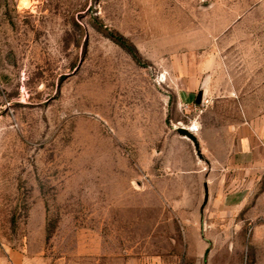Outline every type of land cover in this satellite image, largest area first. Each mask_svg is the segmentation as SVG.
Listing matches in <instances>:
<instances>
[{
  "label": "rangeland",
  "instance_id": "374dc122",
  "mask_svg": "<svg viewBox=\"0 0 264 264\" xmlns=\"http://www.w3.org/2000/svg\"><path fill=\"white\" fill-rule=\"evenodd\" d=\"M255 130L264 0H0V264H264Z\"/></svg>",
  "mask_w": 264,
  "mask_h": 264
},
{
  "label": "crops",
  "instance_id": "0c3cea01",
  "mask_svg": "<svg viewBox=\"0 0 264 264\" xmlns=\"http://www.w3.org/2000/svg\"><path fill=\"white\" fill-rule=\"evenodd\" d=\"M256 131L255 134L243 135L241 138V147L243 152L248 153L247 157H250L253 170L264 169V134H258Z\"/></svg>",
  "mask_w": 264,
  "mask_h": 264
},
{
  "label": "water",
  "instance_id": "95a60500",
  "mask_svg": "<svg viewBox=\"0 0 264 264\" xmlns=\"http://www.w3.org/2000/svg\"><path fill=\"white\" fill-rule=\"evenodd\" d=\"M203 99H204V91H201L196 98V104L199 106L202 105ZM177 131L181 137H186L187 139H189L193 143L195 150L197 152V155L200 158H202V151H201L200 141H199L198 137L184 127L178 128ZM205 189H206L205 200H204V203H203L202 208H201L202 226H203V220H204V209L207 206L208 199H209V193H208L207 185L205 186Z\"/></svg>",
  "mask_w": 264,
  "mask_h": 264
},
{
  "label": "trees",
  "instance_id": "16d2710c",
  "mask_svg": "<svg viewBox=\"0 0 264 264\" xmlns=\"http://www.w3.org/2000/svg\"><path fill=\"white\" fill-rule=\"evenodd\" d=\"M113 39L123 50H125L133 58L136 63L141 64V57L139 55L138 50L133 44H131L125 37L120 35ZM207 254L208 251L206 255Z\"/></svg>",
  "mask_w": 264,
  "mask_h": 264
},
{
  "label": "built area",
  "instance_id": "2783aa9c",
  "mask_svg": "<svg viewBox=\"0 0 264 264\" xmlns=\"http://www.w3.org/2000/svg\"><path fill=\"white\" fill-rule=\"evenodd\" d=\"M209 103H210V101L208 100V99H203V103H202V105L201 106H203V107H205V106H208L209 105ZM198 131L199 130H196V131H194L195 133H198ZM192 133V132H191Z\"/></svg>",
  "mask_w": 264,
  "mask_h": 264
},
{
  "label": "bare ground",
  "instance_id": "6f19581e",
  "mask_svg": "<svg viewBox=\"0 0 264 264\" xmlns=\"http://www.w3.org/2000/svg\"><path fill=\"white\" fill-rule=\"evenodd\" d=\"M196 130H198V129H195L194 127H191L190 132L194 133V131H196Z\"/></svg>",
  "mask_w": 264,
  "mask_h": 264
}]
</instances>
